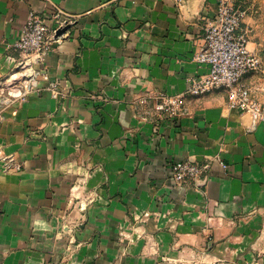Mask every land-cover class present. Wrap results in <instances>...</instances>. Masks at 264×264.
<instances>
[{"label":"crops","instance_id":"0c3cea01","mask_svg":"<svg viewBox=\"0 0 264 264\" xmlns=\"http://www.w3.org/2000/svg\"><path fill=\"white\" fill-rule=\"evenodd\" d=\"M217 7L0 0V81L30 13L76 17L35 85L0 105V264H264V123L225 90L188 93ZM182 161L209 168L173 182ZM141 211L155 213L142 226Z\"/></svg>","mask_w":264,"mask_h":264},{"label":"built area","instance_id":"2783aa9c","mask_svg":"<svg viewBox=\"0 0 264 264\" xmlns=\"http://www.w3.org/2000/svg\"><path fill=\"white\" fill-rule=\"evenodd\" d=\"M245 14L239 0H218L216 15L206 26L204 45L193 58L197 63L207 65L209 72L202 78L192 79L188 93L203 96L215 90H225L231 109L249 113L254 125H257L264 123V104L254 98L252 90L243 80L247 75L261 70L262 60L249 49L247 34L241 28ZM75 18L60 8L49 18L35 12L30 13L14 44V48L22 55V60L16 63L17 71L33 70L34 64L43 62L54 50V46L63 41L68 30L61 35L57 31L72 26ZM34 79L35 75L32 80ZM32 80L30 76L29 82ZM33 84L29 83L28 87ZM50 88L54 97L62 96L55 84H51ZM168 104L174 105L173 102ZM181 104V100L176 103L177 106ZM7 161L6 167L9 170L21 169L14 165L12 157L7 158ZM206 169L207 166L191 163L179 164L177 181L187 176L200 177Z\"/></svg>","mask_w":264,"mask_h":264},{"label":"rangeland","instance_id":"374dc122","mask_svg":"<svg viewBox=\"0 0 264 264\" xmlns=\"http://www.w3.org/2000/svg\"><path fill=\"white\" fill-rule=\"evenodd\" d=\"M239 5L246 13L241 28L247 34L249 49L257 53L262 60L261 70L247 75L243 81L244 84L252 90L254 98L258 102L264 104V0H239ZM33 75H35V71L32 69L20 72L16 70L10 77L4 81H0V105L4 101L24 97L29 83H35V80H32ZM30 76L32 80L31 82H29ZM13 77L14 79L12 80ZM2 110L3 108L0 106V112ZM0 158H2L1 154ZM185 163L188 162L182 161L173 165V171L171 174L173 182L185 183L196 181L199 178L187 176L181 179V181H177V168L179 164L183 165ZM203 166H207V169L209 168L208 165ZM154 214L155 213L151 211H141L139 216L136 217L135 223L142 226L146 224L148 219H150V217ZM136 226L137 225L133 224L131 228Z\"/></svg>","mask_w":264,"mask_h":264},{"label":"water","instance_id":"95a60500","mask_svg":"<svg viewBox=\"0 0 264 264\" xmlns=\"http://www.w3.org/2000/svg\"><path fill=\"white\" fill-rule=\"evenodd\" d=\"M70 27H67V28H64V29H61L57 32L58 35H61L63 33H65L67 30H69Z\"/></svg>","mask_w":264,"mask_h":264},{"label":"bare ground","instance_id":"6f19581e","mask_svg":"<svg viewBox=\"0 0 264 264\" xmlns=\"http://www.w3.org/2000/svg\"><path fill=\"white\" fill-rule=\"evenodd\" d=\"M16 78V77H15ZM14 79V77L12 78V80Z\"/></svg>","mask_w":264,"mask_h":264}]
</instances>
